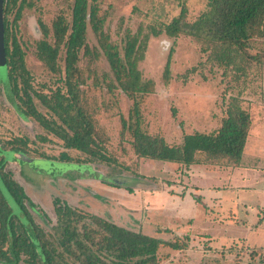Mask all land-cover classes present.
<instances>
[{"label":"rangeland","instance_id":"rangeland-1","mask_svg":"<svg viewBox=\"0 0 264 264\" xmlns=\"http://www.w3.org/2000/svg\"><path fill=\"white\" fill-rule=\"evenodd\" d=\"M26 1L31 6L23 8L15 24L17 39L25 53L26 68L37 91H41V85L55 88L59 85L55 83V76L35 57V42L41 38L38 22L49 27L59 14L69 19L73 0ZM207 2L186 1L185 21L193 23L197 20L208 10ZM97 6L99 15L105 16L102 30L109 36V43L117 46L121 56L127 31L131 35L138 32L141 39L147 37L137 70L141 81L151 85L152 90L141 99L139 108L141 127L148 135L162 137L169 145H180L184 134L209 133L220 126L228 98L236 96L241 89L240 104L245 111H264V38H253L248 42L246 53L250 58L246 59L248 69L242 80L226 72L229 68L208 60L209 52L201 51V43L180 34L175 41L170 79L165 83L163 70L173 39L168 38L163 29L179 15L178 1L98 0ZM13 15L14 11L7 16L8 21ZM86 44L90 50L101 51L90 25L86 29ZM78 66L85 78L84 98L88 101L87 112L91 114L95 138L117 164L73 163L85 159L86 155L63 149L62 142L36 122L19 117L5 93L6 79L0 67V158L6 163L5 171L11 173L36 205V208L28 206L35 223L44 231H50L55 224L52 201L59 198L70 207L126 229L141 231L164 241L187 243V248L182 250L161 247L155 264H264V253L248 245L257 235L264 240V233L245 232L249 238L247 241L232 237L244 229L230 225L229 217L219 220L224 216V207L216 208L215 211H221L216 213L218 217L214 224L195 220L196 226L205 227L210 240H206L204 234L192 232L189 223L185 222L159 228L160 223L148 216L153 206H147L145 199L158 191L175 195V189L185 181L183 166L171 167L166 166L171 165L168 163L137 158L130 133L123 129L120 120L121 116L128 118L132 101L119 88L108 91L107 86L115 81L105 58L102 55L82 56ZM35 105L42 114L48 115L37 100ZM41 137L48 141L43 142ZM15 139L25 142L26 153L9 151L8 143ZM62 152L71 157L72 162L58 161ZM256 175L257 178L261 176ZM0 192L13 215H18V206L1 181ZM171 206L174 203L165 201L163 208L171 211ZM195 214L192 216L199 218Z\"/></svg>","mask_w":264,"mask_h":264},{"label":"trees","instance_id":"trees-1","mask_svg":"<svg viewBox=\"0 0 264 264\" xmlns=\"http://www.w3.org/2000/svg\"><path fill=\"white\" fill-rule=\"evenodd\" d=\"M97 1L73 0L69 19L59 14L49 27L38 22L41 38L35 42V57L59 84L55 88L41 85V91H48L44 93L32 85L33 78L26 68L25 53L16 35V21L23 8L30 7L31 3L0 0L3 50L0 67L6 79L5 93L19 117L36 122L60 140L63 149L86 155L85 159L73 163L117 164L95 138V127L90 112H87L88 101L84 98L85 78L78 66L82 56L102 55L115 81L107 86L108 91L119 88L132 101L128 118L121 116L120 120L123 129L130 133L137 158L184 168L193 164L238 166L251 125L249 112L240 104L242 89L236 96L228 98L220 126L209 133L184 134L180 145H169L162 137L148 135L141 127L139 108L141 99L152 90L151 85L141 81L137 70L147 37L141 39L138 32L131 35L127 31L121 56L117 46L109 43V36L102 30L105 16L99 15ZM176 1L180 5L179 15L163 29L165 35L173 39L163 70L165 83L170 79L175 41L180 34L201 43V51L209 52L208 60L229 68L226 72L236 78L245 79L246 59L250 58L246 53L248 42L253 38H264V0H207L208 10L193 23L185 21V2L188 0ZM12 11L13 19L8 21L7 16ZM88 25L97 38L101 53L90 50L86 44ZM35 100L48 115L37 109ZM40 139L48 141L45 137ZM8 144L9 151L26 153L22 140L15 139ZM58 161L72 162V158L62 152ZM5 166L4 159L0 158V181L18 206L19 213L13 215L0 192V264H155L161 247L182 250L188 246L186 242L164 241L126 229L70 207L59 198L52 201L55 224L46 232L35 223L29 211L28 206L36 208V205L11 173L5 171ZM123 169L127 170L126 167Z\"/></svg>","mask_w":264,"mask_h":264},{"label":"crops","instance_id":"crops-1","mask_svg":"<svg viewBox=\"0 0 264 264\" xmlns=\"http://www.w3.org/2000/svg\"><path fill=\"white\" fill-rule=\"evenodd\" d=\"M251 119L245 147L238 166H213L208 164H193L182 169L186 174L182 184L175 189V195L158 191L147 196L145 203L150 207L148 216L159 222V228H169L168 224L189 223L191 231L209 234L205 227L195 225L200 223L214 224L217 222L216 208L224 207V216L229 217L230 225L243 228L242 233L232 237L247 241L245 232L257 235L264 233V111H248ZM247 153V155H246ZM166 166H178L176 164ZM256 174H260L257 178ZM160 194V195H159ZM260 197V198H259ZM163 199V200H161ZM165 201L174 203L171 211L163 208ZM160 202V203H159ZM161 204V205H160ZM159 206V208H157ZM160 213L159 216L157 214ZM199 216L194 218L192 214ZM91 214V213H90ZM94 215V214H93ZM255 217V218H253ZM187 229V230H189ZM217 237V236H216ZM248 244L264 253L262 236H254ZM246 243V242H244Z\"/></svg>","mask_w":264,"mask_h":264},{"label":"water","instance_id":"water-1","mask_svg":"<svg viewBox=\"0 0 264 264\" xmlns=\"http://www.w3.org/2000/svg\"><path fill=\"white\" fill-rule=\"evenodd\" d=\"M2 15H1V2H0V60L2 59Z\"/></svg>","mask_w":264,"mask_h":264}]
</instances>
